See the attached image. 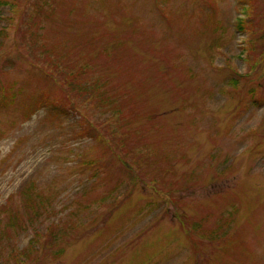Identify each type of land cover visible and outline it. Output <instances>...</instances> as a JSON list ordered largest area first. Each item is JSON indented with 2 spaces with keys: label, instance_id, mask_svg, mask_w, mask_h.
<instances>
[{
  "label": "rangeland",
  "instance_id": "rangeland-1",
  "mask_svg": "<svg viewBox=\"0 0 264 264\" xmlns=\"http://www.w3.org/2000/svg\"><path fill=\"white\" fill-rule=\"evenodd\" d=\"M1 55L0 264H264V0H0Z\"/></svg>",
  "mask_w": 264,
  "mask_h": 264
},
{
  "label": "trees",
  "instance_id": "trees-1",
  "mask_svg": "<svg viewBox=\"0 0 264 264\" xmlns=\"http://www.w3.org/2000/svg\"><path fill=\"white\" fill-rule=\"evenodd\" d=\"M241 18H238V25H243ZM240 27V26H239ZM244 28L243 26H241ZM3 57V55L0 56V59ZM45 57V58H44ZM44 58V61L41 65L39 61L40 59L34 58V63L30 62L32 65L37 66V73L33 74L37 76L39 79H43L46 81H49L52 83L51 87L55 90V95L53 96H39L36 99L31 102V106L35 108V111H38L42 107L46 108V112H49L51 116H54L57 119H60V117H64L67 115L68 112L72 113H78V110L76 108L75 102L72 100L73 93L70 92V88L73 89L72 83H73V76H70L68 74H64V77H62L59 80H56V73L58 72V64L49 59L47 57V54L43 52L42 59ZM41 59V61H42ZM50 64L51 66L44 67V65ZM250 69H253V64L249 63ZM0 73H3V71L0 68ZM31 73V72H30ZM32 74V73H31ZM99 78V77H98ZM96 79V78H95ZM94 85L97 87L98 91H103V93H99L98 95H94V99H98L97 103L100 107H109L114 109H119L121 111V106L124 101H128V99H120L118 98L114 93H111L110 91L105 89V87H109L107 81H100L99 79H96L94 82ZM81 89V88H79ZM83 91V89H81ZM10 90L5 86L3 83V80L0 77V104L7 106L8 104L12 103L14 99H10ZM84 92V91H83ZM113 92V91H112ZM45 96H48L49 98L42 100ZM85 99L89 100L91 99V96L85 97ZM153 116H151L152 118ZM82 124V129L79 131L80 136H86L88 133H91L95 142H97V145L101 146V149L104 148V152L109 153L110 152V145L107 141V136L100 130V128L96 125H94L92 122H90L85 117L80 116L79 120ZM128 168V167H127ZM4 206L3 208H5ZM9 213V219L10 223L5 224V227L3 229V232L0 233V240L9 239V237H12L14 235H17L19 232L23 231L24 229L22 227L23 225V219L19 216L18 213L15 212L13 214L12 210L8 211ZM27 227H25L26 229ZM3 248H1V242H0V253H2Z\"/></svg>",
  "mask_w": 264,
  "mask_h": 264
}]
</instances>
